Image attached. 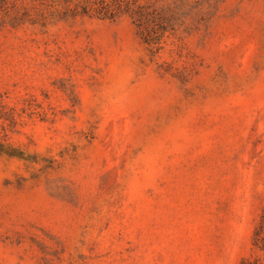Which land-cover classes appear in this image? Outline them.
I'll list each match as a JSON object with an SVG mask.
<instances>
[{
    "label": "rangeland",
    "instance_id": "rangeland-1",
    "mask_svg": "<svg viewBox=\"0 0 264 264\" xmlns=\"http://www.w3.org/2000/svg\"><path fill=\"white\" fill-rule=\"evenodd\" d=\"M0 264H264V0H0Z\"/></svg>",
    "mask_w": 264,
    "mask_h": 264
}]
</instances>
